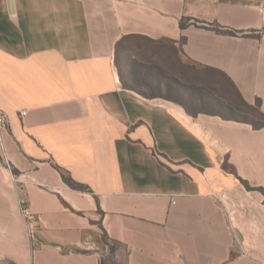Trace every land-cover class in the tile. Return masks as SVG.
I'll return each mask as SVG.
<instances>
[{"label": "crops", "instance_id": "obj_1", "mask_svg": "<svg viewBox=\"0 0 264 264\" xmlns=\"http://www.w3.org/2000/svg\"><path fill=\"white\" fill-rule=\"evenodd\" d=\"M262 7L0 0V264H264Z\"/></svg>", "mask_w": 264, "mask_h": 264}, {"label": "trees", "instance_id": "obj_2", "mask_svg": "<svg viewBox=\"0 0 264 264\" xmlns=\"http://www.w3.org/2000/svg\"><path fill=\"white\" fill-rule=\"evenodd\" d=\"M198 23H199V22L196 21V20H194L193 22H191V20H189V19H184V20L181 21L180 26H181V28H186V27H187L188 25H190V24L197 25ZM208 27L211 28V29H214V30H215L216 32H218V33L232 34V35H235V34H236L235 31H232V30L227 29V28H223L222 26H220V25H218V24H212V25H209ZM263 32H264V30L262 31V33H263ZM251 108H253V110H255V111L258 113V115H259V116L262 118V120H263L260 124H256V122H252V124L254 125V127H256V128H260V127L264 126V116L262 115V113H261L260 110H259V108H260V104L257 103L256 106L251 107ZM63 178H64L65 182H66L70 187H72V188H74V189L87 190V188H86L85 186L76 183L74 180H72V178H69V177H67V176L64 175V174H63ZM241 182H242V184L246 187V189H248V190H250V191H251V190H255V189H254L253 187H251L247 182H245V181H243V180H241ZM257 190H259V191H261V192L264 193V190H263L262 188H259V189H257Z\"/></svg>", "mask_w": 264, "mask_h": 264}, {"label": "built area", "instance_id": "obj_3", "mask_svg": "<svg viewBox=\"0 0 264 264\" xmlns=\"http://www.w3.org/2000/svg\"><path fill=\"white\" fill-rule=\"evenodd\" d=\"M260 13L262 15V20L264 23V7L260 8ZM26 112H22V116H26ZM9 126V119L8 116L0 110V133L5 131ZM20 210L22 213V216L26 221L28 222L31 229L34 228V224L37 222L38 218L32 213L30 208L27 205L26 200H21L20 202Z\"/></svg>", "mask_w": 264, "mask_h": 264}, {"label": "rangeland", "instance_id": "obj_4", "mask_svg": "<svg viewBox=\"0 0 264 264\" xmlns=\"http://www.w3.org/2000/svg\"><path fill=\"white\" fill-rule=\"evenodd\" d=\"M238 107L239 108L237 109L230 110L228 106L221 105V109L222 108L223 110L229 109L228 111L233 113V115H235L236 117H240V118L247 117L250 120H253L254 122H256V124H260L263 121L262 118L258 115V113L255 110H253V108L248 107L243 104H239Z\"/></svg>", "mask_w": 264, "mask_h": 264}]
</instances>
